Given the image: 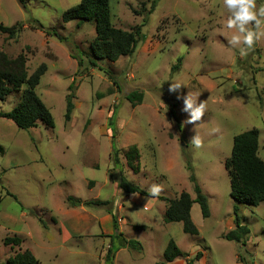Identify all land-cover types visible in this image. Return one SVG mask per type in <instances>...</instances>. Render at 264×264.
Segmentation results:
<instances>
[{
  "label": "rangeland",
  "instance_id": "1",
  "mask_svg": "<svg viewBox=\"0 0 264 264\" xmlns=\"http://www.w3.org/2000/svg\"><path fill=\"white\" fill-rule=\"evenodd\" d=\"M22 1L25 8L19 0H0V22L23 23L13 39L0 34V51L9 57L23 53L28 74L46 64L35 91L54 127L38 122L19 129L0 118V262L27 248L38 264H110L106 251L118 242L115 232L112 242L108 237L113 214L117 232L120 223L123 236L139 241L142 249L120 248L112 264L159 263L170 238L183 253L173 264L186 263L198 251L202 255L194 264H264V203L238 204L240 222L249 228L245 244L223 238L235 227L224 167L233 136L258 129V156L264 162V35L241 56L243 42L229 43L238 29L226 26L231 12L223 0H109L112 25L128 31L139 27L138 43L131 55L100 60L97 68L84 60L78 67L70 49L77 57L90 54L94 23L76 27V21L63 22L61 14L79 0ZM254 10L260 16L264 0H255ZM35 21L50 34L35 29ZM245 28L264 33V23L259 30L251 22ZM178 57L179 68L172 70ZM171 83L182 84L178 92H169ZM23 88L11 91L0 109L9 111ZM134 90L143 98L132 106L126 95ZM69 92L74 108L66 122ZM187 95L196 98L194 107L205 104L194 123H186ZM173 106L180 130L168 115ZM194 137L201 147L193 146ZM130 145L139 151L138 173L125 163ZM191 172L210 209L203 218L198 203H192L197 235L163 219L167 199L181 191L194 198ZM120 175L150 195L134 201L136 195L119 188ZM153 185L161 188L158 197L151 195ZM70 195L108 203L72 206L66 200ZM13 235L21 244L4 245Z\"/></svg>",
  "mask_w": 264,
  "mask_h": 264
},
{
  "label": "trees",
  "instance_id": "2",
  "mask_svg": "<svg viewBox=\"0 0 264 264\" xmlns=\"http://www.w3.org/2000/svg\"><path fill=\"white\" fill-rule=\"evenodd\" d=\"M22 7L25 5L19 0ZM111 13L109 0H79V2L61 14L63 22L76 21V27H80L84 21L94 23L95 37L89 45L90 54L77 57L70 49V57L75 59L77 66H82L84 60L87 66L97 68L98 61L107 60L116 61L121 56L131 55L140 38V28L135 27L133 30H123L115 27L111 23ZM35 29L41 30L44 34L49 35L50 31L43 27L38 21ZM254 22H251L253 24ZM23 27V23L16 22L12 25H4L0 22V34H6L9 39L15 38ZM60 41L64 37L52 31ZM26 59L23 53H19L15 57H9L5 52L0 51V103L5 100L11 91H18L22 86L20 98L18 102L9 110L2 111L0 109V118L10 119L17 128L29 129L37 126L38 122L43 123L46 127H54V119L49 108L37 95L35 88L39 83L41 76L46 71V64L40 63L30 74L27 73ZM181 57H178L176 63L172 66V70H178ZM73 88L72 83L68 89ZM74 95L69 92L65 96L64 120L68 122L72 110L74 108L72 99ZM143 93L141 91H132L126 95V99L135 106L141 103ZM169 117L176 123V127L180 130L179 118L176 114L174 106L168 110ZM258 129L250 128L233 136L230 156L225 160L224 167L229 176V195L234 201L233 213L235 227L229 229L223 236L226 240H232L245 244L246 237L249 234L247 225L240 222L238 217V204L258 205L264 203V162L258 156ZM0 152L3 147L0 144ZM127 167L133 172L138 173L140 170L139 151L136 145H130L123 153ZM114 161L117 163L118 158ZM190 169V168H189ZM189 180L192 183L194 198L186 191H181L178 197L167 199L164 209L163 219L166 222H180L182 230L191 235H197L198 229L193 223L190 215V209L193 202H197L200 208L201 216L207 218L210 215V209L206 195L202 192L198 185L194 174H189ZM119 188L128 194L138 193L142 196L150 194L129 181L124 175L118 178ZM66 200L72 206L91 205V204H107L106 200L93 199L82 201L80 198L72 195L67 196ZM112 226L117 236V245H110L106 251L105 260L112 264L115 253L120 248H128L132 250H141L142 245L139 241L125 238L122 232H117V221L112 214ZM40 221V219H39ZM41 222V221H40ZM45 227V225L42 223ZM135 229L144 228L142 225L134 226ZM264 234V229L262 230ZM112 242V236L108 235ZM22 239L17 236H6L3 240L4 245L19 246ZM112 246V247H111ZM183 253L178 248L173 239H169L164 250L163 260L154 264H163L171 262L181 257ZM200 251L190 258L186 259L185 264H194V261L201 257ZM0 264H38V260L29 249H23L14 252L5 262Z\"/></svg>",
  "mask_w": 264,
  "mask_h": 264
},
{
  "label": "clouds",
  "instance_id": "3",
  "mask_svg": "<svg viewBox=\"0 0 264 264\" xmlns=\"http://www.w3.org/2000/svg\"><path fill=\"white\" fill-rule=\"evenodd\" d=\"M223 5L231 12V17L228 18L226 26L229 29H238V34H234L229 43L236 45L242 41L245 47L240 50V55L246 56L248 51L252 49L254 42L259 39L260 35H264V33L246 30L245 26L250 22H254L256 29L259 30L261 24L264 23V20L260 18L264 17V11L260 13V16L257 15V12L254 10L255 0H223ZM181 85L180 83H171L169 92H178ZM180 98L181 97L177 95V99ZM183 102V111L189 113V118L186 123L199 121L205 111L204 102H200L198 106L194 107L196 98L194 99L190 95L184 96ZM191 143L196 148L201 147V140L198 137L192 138ZM150 192L153 197H158L161 193V188L158 185H153ZM133 195H138V193H134Z\"/></svg>",
  "mask_w": 264,
  "mask_h": 264
},
{
  "label": "crops",
  "instance_id": "4",
  "mask_svg": "<svg viewBox=\"0 0 264 264\" xmlns=\"http://www.w3.org/2000/svg\"><path fill=\"white\" fill-rule=\"evenodd\" d=\"M141 196L142 195H136V197H134V201L136 200V199H138V198H141ZM105 219L107 220L108 218L107 217H105ZM111 220H112V218H111ZM121 224L119 223V227H120V229H118V231L119 232H121L120 230H121V226H120ZM117 230V229H116ZM114 228H113V226H112V228H111V230L109 231V235H112V233H114ZM123 235V234H122ZM109 237V236H108ZM128 239H130V238H128ZM173 262H174V260L173 261H171V262H168L167 264H173ZM183 264H185V261H184V263Z\"/></svg>",
  "mask_w": 264,
  "mask_h": 264
}]
</instances>
